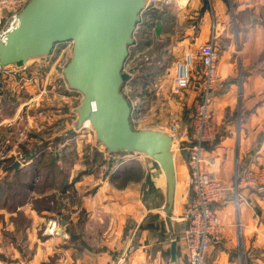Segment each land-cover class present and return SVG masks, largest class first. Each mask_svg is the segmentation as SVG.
<instances>
[{
    "label": "rangeland",
    "instance_id": "rangeland-1",
    "mask_svg": "<svg viewBox=\"0 0 264 264\" xmlns=\"http://www.w3.org/2000/svg\"><path fill=\"white\" fill-rule=\"evenodd\" d=\"M28 1L0 0V31L8 23L11 16L18 13ZM186 1L173 0L167 6L156 5L153 8L165 7L167 13L173 18L164 30L155 31L151 34L148 23L145 24L144 22L143 26V21H146L144 13L149 10H145L140 15L139 23L141 25L138 23L135 27L137 33L134 32L133 34V44L128 48V55L123 65V71L128 73L131 70V73L129 72V79L122 84L120 89L128 103L136 102L137 109L141 111L139 115L137 113L132 115L135 130L152 129L168 134L170 114L177 112L180 114L181 121L184 118L186 123L189 122L187 115L193 108L194 90L189 88L178 95H173L170 92V82L175 66L182 62L183 58L184 52L181 51L180 42L185 39L186 33L195 35L197 29L196 17L192 16L193 18L189 19L184 10L183 6ZM141 27H145V31L142 36H139L140 29H143ZM141 43L143 45H140ZM171 48L176 50L173 51ZM187 48L192 49L191 46ZM70 52L71 47L68 43H59L54 46L49 55L31 58L25 64L17 65L18 73H22L21 77L30 78L31 83L28 85H23L16 79H3L0 75L2 104L0 106V123L2 122L0 124V179L4 176L6 167H11L15 161H18L20 165H25L23 163L25 158L39 150L37 152L42 154L43 164L37 170V174L40 171L42 173L53 171L56 162V166L61 172L59 180L66 177L68 183V188L64 193H61L57 187L44 188L39 186V191L36 192L26 190V197L21 198L24 204L20 209L23 212L21 217L24 220L18 219L17 214L9 213L2 204L3 198L1 199L0 260L14 261L16 264H76V261L78 264H83L82 256L79 255L81 253L77 250L75 253L73 249L72 259L71 257L66 259L62 256V252L53 253L55 246L63 249L67 245L70 246L66 234L68 231L78 237L82 235L86 237L87 234L94 236V241L90 244L95 249H98L102 243H108L106 244L108 246L104 245L105 250L113 249L114 245L117 244L115 242L113 245L116 232L121 221H127L128 218L125 217L128 212L121 215L119 207L114 209L115 214L112 212L108 204H116L115 202L120 204L121 197L112 194L110 189L116 192V188H121L120 186L123 188L127 184L132 188L128 189V194L124 196L125 200L132 204H138L142 199L141 190L136 185L139 183L133 178H131L133 180H126L123 186L119 183V179L112 177L115 165L124 159H127L125 161L137 160L141 166L140 170H147L149 180L158 188L153 192L149 202L154 208H149V210H158L156 214L161 219L159 224L163 225V221L166 219L162 211L165 204V180L158 164L151 158L132 151H116L108 154L104 147L96 141L90 123L84 122L80 128L76 126L74 109L78 107L82 97L67 86L63 76V69L71 58ZM156 57H162V60L159 59L155 69H149L147 63L150 61L152 64V59ZM22 67L25 68L21 70ZM154 71V74L158 73L156 87L154 83H149V76ZM220 92L221 89L213 91V100ZM258 103L260 104L259 101ZM258 103L256 104L258 105ZM232 105V117L230 118L232 128L230 132L233 133L240 124L238 112L242 109V101L235 97L232 100ZM5 108L8 110L7 112H3ZM230 111L229 106H227L226 112L220 120L224 121ZM260 127V134L264 138V123ZM224 134L223 131H220L216 137L220 140ZM57 139L58 144H55L54 140ZM213 146L214 144L210 148ZM93 150L99 152L96 158L93 156ZM172 150L175 159L178 161L179 153L176 143ZM186 153L185 149L180 152L181 156H187ZM220 154L221 151H218L219 159H221ZM54 156H57L58 159L54 160ZM6 159L7 161L4 162ZM219 159L216 160L214 167L217 169L218 175H220L219 171L224 172L219 169ZM234 167L236 166L234 165ZM234 169L232 170L231 164L230 169L226 173L224 172V175L227 176V183L223 182L225 186L232 188V192L234 179L239 177L238 173L235 174ZM88 176L90 181L86 182ZM105 176L109 178L105 192L106 197L93 200L92 194L96 192L97 186L92 184L104 181ZM37 178L39 181V175ZM113 181L116 183H112ZM40 183H44L43 178L38 184ZM187 188L186 182L182 179L177 180L170 223L179 229V232L184 228V223L180 218L188 198ZM232 192L229 190L227 193L231 195ZM10 203L14 206L13 202L10 201ZM14 203L16 204V202ZM31 205L38 207L39 211H36ZM28 211H32L33 216ZM137 215L139 217L140 213ZM30 221H32V225ZM53 222L55 228L52 230ZM26 228L29 230L26 231ZM57 230H61L59 237L56 235ZM96 234H98L99 239L95 238L97 237ZM47 236L50 239L45 240ZM154 264L157 263L154 261Z\"/></svg>",
    "mask_w": 264,
    "mask_h": 264
},
{
    "label": "crops",
    "instance_id": "crops-1",
    "mask_svg": "<svg viewBox=\"0 0 264 264\" xmlns=\"http://www.w3.org/2000/svg\"><path fill=\"white\" fill-rule=\"evenodd\" d=\"M183 7L189 19L193 18L192 16L196 17L197 29L195 35L186 33L185 39L180 42L182 53L187 47L195 48L211 39H214V44L219 50L217 89H221V92L213 100V107L216 111L217 131L219 133L223 131L225 134L214 143L209 152L217 160L218 151H221L219 169L226 173L232 164V170L238 167L239 177L235 179L247 181H242L237 203L234 202V193L231 195L227 193L221 203L214 205L213 208L222 224V235L218 242L210 246L205 264H264V182L261 184L262 180L264 181V138L260 134V126L264 123V0H187ZM141 28L143 29H140L139 36L145 31V27ZM149 28L151 34L155 32L154 21H149ZM159 59L162 60V57L152 59V64L149 61L147 63L149 69L158 66L156 64ZM154 73L155 71L149 76V83H154V86L156 83L157 86L158 73ZM235 97L242 101V109L238 112L240 124L232 133L230 118L232 100ZM227 106L231 111L222 121L220 119L223 118ZM7 111L6 108L3 110V112ZM181 123L183 130L181 128L178 134L181 145V149L178 150V161L174 156L176 183L178 179L185 182L187 175V156H181L180 152L187 146L190 129L184 118ZM125 160L127 159L115 165L112 172L126 162ZM224 172L219 171L221 175L219 177L226 184L227 176ZM121 177L122 174L118 173L114 179L120 181ZM252 179H255L253 183ZM108 180L109 178L105 176L101 184H92L97 186L96 192L92 194L93 200L106 197ZM88 181H90L89 176L86 179V182ZM136 185L138 188L141 186L140 183ZM74 188L76 190V187ZM129 188L132 187L127 184L123 188H116V192L109 188L112 194L121 197L120 204L117 202L108 204L112 212L118 207L121 215L128 212L125 217L128 218L127 221H121L116 232L113 245L115 242L117 244L113 249L107 247L108 250H105L104 245L108 243H102L103 245L95 249L90 244L93 243L94 236L87 234L88 237L84 235L78 237L68 231L66 234L70 246L67 245L64 249L55 246L53 253L62 252V256L66 259L69 257L72 259L74 252L78 251L81 253L79 255L82 256L83 264H154V261L157 264H182L181 251L177 243L182 231L179 232V229L168 223L166 219L163 221V228L159 226V230L149 233L147 230H142L137 236L138 225L142 220L148 215L156 214L158 210L147 209L141 199L138 204L127 202L124 196L128 194ZM28 212L33 216L32 211ZM137 213H140L139 217ZM30 223L32 225V221ZM28 230L29 228H26V231ZM60 231L57 230L58 237ZM158 234L161 238H158ZM96 235L95 238L99 239L98 234ZM48 238L45 237V240ZM173 240H176V249L172 259L170 244ZM0 261L1 264H16L14 261L8 262L3 259Z\"/></svg>",
    "mask_w": 264,
    "mask_h": 264
},
{
    "label": "water",
    "instance_id": "water-1",
    "mask_svg": "<svg viewBox=\"0 0 264 264\" xmlns=\"http://www.w3.org/2000/svg\"><path fill=\"white\" fill-rule=\"evenodd\" d=\"M143 6L144 0H29L17 14V26L0 40V68L47 56L55 45L71 42L63 76L82 97L75 109L76 126L90 123L96 141L109 153L132 151L158 164L165 180L162 211L170 223L175 190L172 138L161 131L132 129L130 106L120 91L131 73L124 72L123 65ZM19 166L15 161L10 169ZM175 249L173 240L172 259Z\"/></svg>",
    "mask_w": 264,
    "mask_h": 264
},
{
    "label": "built area",
    "instance_id": "built-area-1",
    "mask_svg": "<svg viewBox=\"0 0 264 264\" xmlns=\"http://www.w3.org/2000/svg\"><path fill=\"white\" fill-rule=\"evenodd\" d=\"M172 1L144 0V6L140 15L145 10L150 11L156 5L167 6ZM18 13H14L5 27L0 31L1 41L6 32L17 26ZM213 40L211 39L207 43L195 48L186 49L183 53L182 62L175 66L170 82V92L173 95L181 94L189 88L194 90L193 108L189 111V115H187L189 119L187 126L190 129V136L185 148L187 151V175L185 182L188 185V198L185 201L182 217L180 218L184 223V228L178 238L182 264H205L210 246L218 242L222 235V224L213 207L226 198L229 190L232 192V188L225 186L219 178L218 171L214 168L216 157L211 155L208 149V147L215 143L218 134L212 93L218 86L219 51ZM64 43H68L69 47H72L71 42ZM16 66L10 65L0 68L1 77L3 79H16L22 82L23 85L31 83L30 78L21 77L22 73H18ZM24 68L22 67L21 70ZM129 104V121L131 128L134 129L132 115L133 113L139 115L141 111L137 109L136 102L132 104L129 102ZM181 122L178 112L170 114L168 135L172 138V147L176 143L177 150L181 147L180 141H178L179 131L181 128L183 130ZM108 154L110 153L108 152ZM242 181L245 182L246 179H235L234 181L232 193H234V202L236 203L237 191L240 189L241 184H243ZM254 181L255 179L251 180L252 183ZM263 182L262 180L261 184ZM51 227L52 230L55 228L54 222Z\"/></svg>",
    "mask_w": 264,
    "mask_h": 264
},
{
    "label": "trees",
    "instance_id": "trees-1",
    "mask_svg": "<svg viewBox=\"0 0 264 264\" xmlns=\"http://www.w3.org/2000/svg\"><path fill=\"white\" fill-rule=\"evenodd\" d=\"M147 13H144V17L146 21H143V24L145 22V24L148 23L149 25V21H152V22L154 21L155 31L157 32L164 30L166 26H169L170 22L173 19L171 15L167 13L165 7L161 9H151L150 11H147ZM135 45H136V42H135ZM140 45H143V43H141ZM17 65H21V64H17ZM57 141L58 139L54 140V143L58 144ZM216 142H218V138L215 141V143ZM209 148L210 147H208V149ZM37 151L25 158V161L23 162L25 163V165L23 167H20L18 169H10L9 166L6 167L5 169L6 172L4 176L0 179V205H1V199L3 198L2 204H4V206L6 207L9 213H14L15 215L17 214L18 219L19 218L22 219L21 216H23V212L22 210H19V208L24 204V201H22L21 198L26 197V190H30V191L33 190L36 192V191H39L38 189L39 186L44 187V188H50V187L56 188L57 187V189L61 193H64L66 189L68 188L66 177L59 180L61 172L58 170V167L56 166L57 165L56 162L54 163L53 171L51 172L49 171L47 173L46 172L42 173L40 171L38 172L39 174H37V170L39 169L40 166L42 167V164H43V161H42L43 156L42 154H38ZM98 155H99V152H97L96 150H93V156L96 158ZM54 157H55L54 160L58 159L57 156H54ZM6 161L7 159L4 162ZM35 164H37V166H35ZM140 168L141 166L138 163V161L128 160L120 164L116 168V170L112 173L113 174L112 177L114 178L115 175H117L118 173H121L122 177L119 183L123 184V186L126 180L134 179L137 183H140L141 184L140 190H141V197H142L141 200L143 202V205L147 209L154 208L151 203L149 204V202H150V198H152L151 196H153L152 195L153 192L157 190L158 188H156L153 185V183H151L152 181L149 180V175L147 174V171L142 170L143 171L142 172ZM37 175H39L40 180L41 178H43L44 183L38 184L40 180L37 181L38 180ZM35 179H36V182H34ZM149 184L151 185L150 187H149ZM120 187L122 188V186ZM10 201L13 202L14 206L10 205L11 204ZM14 202H16V204ZM149 205H151V207H149ZM31 206L36 211H39L38 207H35L33 205ZM159 226L160 227L162 226L163 228V225L159 224L158 215L157 214L148 215L138 225V230H137L138 233L136 234L138 236L142 230H147L148 233L149 231H153V232L157 231V229L159 230ZM158 238H161L160 234H158Z\"/></svg>",
    "mask_w": 264,
    "mask_h": 264
}]
</instances>
